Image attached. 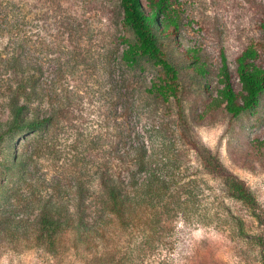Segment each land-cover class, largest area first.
Returning <instances> with one entry per match:
<instances>
[{"label": "rangeland", "instance_id": "1", "mask_svg": "<svg viewBox=\"0 0 264 264\" xmlns=\"http://www.w3.org/2000/svg\"><path fill=\"white\" fill-rule=\"evenodd\" d=\"M120 1L0 0V86L13 53L21 51L22 65L30 74L38 71L40 87L54 90L63 109L62 122L46 137L63 152L62 160L85 157L90 175L94 156L99 152L104 161L111 141L122 134L126 150L144 146L148 167L167 183L163 198L182 207L161 213L159 245L156 238L145 245L136 231L114 230L95 235L88 249L49 251L34 240L36 227L29 222L36 200L46 195L39 181L55 173L49 152L28 161L23 180L25 170L14 171L6 159L11 144L4 133L0 264H264V92L255 110L237 117L222 107L205 112L222 87L223 58L236 91L235 60L243 50L253 47L255 65L264 66V0H170L178 35L161 42L179 89L167 99L150 91L164 76L160 66L148 58L123 60L135 39L122 26ZM43 104L48 107L47 100ZM24 142L20 137L13 145L28 156L36 141ZM94 142L99 144L93 148ZM146 175L139 174V181ZM236 180L253 205L235 196ZM18 217L25 220L12 222Z\"/></svg>", "mask_w": 264, "mask_h": 264}, {"label": "trees", "instance_id": "2", "mask_svg": "<svg viewBox=\"0 0 264 264\" xmlns=\"http://www.w3.org/2000/svg\"><path fill=\"white\" fill-rule=\"evenodd\" d=\"M170 6V0L120 1L122 26L131 31L135 39V44L128 45L123 53V60L133 64L138 58H148L160 66L164 76L152 83L150 91L163 99L176 98L179 89L178 72L169 62L161 42V39L178 35V22L172 16ZM21 54L19 50L13 53L8 64L9 76L0 86L4 108L2 116L0 114V136L10 134L12 146L8 148L6 159L14 171L25 170L23 180L29 174L26 169L28 161L36 155L41 156L42 150L49 152L48 161L55 168L50 179L39 181L40 186L45 184L46 195L36 200V211L29 221L36 227L34 240L49 251L66 249L67 246L72 249L85 246L88 249L95 235L104 237L108 232L120 230L136 231L145 245L154 238L155 243L161 244L163 234L159 231L164 229L161 213H176L182 205L177 200L163 198L167 194V183L148 167L143 157L146 153L144 146L126 150V137L119 134L111 141L104 161H101L99 152L94 156L97 161L93 163L90 175L85 167V157L73 154L62 160L63 152L53 150L51 144L56 142L46 140V137L52 136L54 127L62 122L63 109L54 90L40 87L36 76L38 71L30 74L28 67L22 65ZM257 57V51L248 47L236 58L235 75L240 84L239 91L234 89L233 75L222 59V87L205 112L222 107L227 114L237 117L258 107L264 92V66L255 65ZM192 68L201 75L206 74L198 64H192ZM52 99L55 106L48 102ZM45 100L48 107H43ZM27 134L32 137H24ZM20 137L28 145L36 141L34 151L28 156L19 155L13 145ZM98 144L94 142L92 147ZM132 150L136 153L133 157L130 156ZM142 172L147 175L139 181ZM231 189L236 197L253 205L242 183L232 182ZM24 220V217H18L12 222Z\"/></svg>", "mask_w": 264, "mask_h": 264}]
</instances>
